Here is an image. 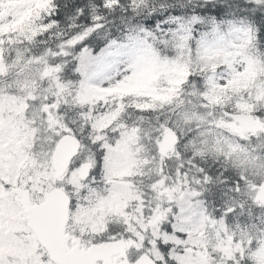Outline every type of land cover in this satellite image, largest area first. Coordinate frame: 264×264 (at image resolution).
<instances>
[{"label": "snow or ice", "instance_id": "1", "mask_svg": "<svg viewBox=\"0 0 264 264\" xmlns=\"http://www.w3.org/2000/svg\"><path fill=\"white\" fill-rule=\"evenodd\" d=\"M0 264H264V0H0Z\"/></svg>", "mask_w": 264, "mask_h": 264}]
</instances>
